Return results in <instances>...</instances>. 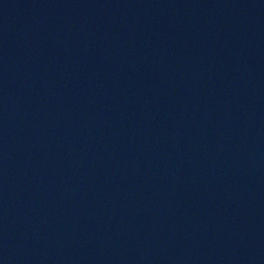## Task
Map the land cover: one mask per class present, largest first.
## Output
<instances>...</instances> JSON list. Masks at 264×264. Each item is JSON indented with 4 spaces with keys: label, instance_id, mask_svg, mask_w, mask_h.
Wrapping results in <instances>:
<instances>
[{
    "label": "water",
    "instance_id": "obj_1",
    "mask_svg": "<svg viewBox=\"0 0 264 264\" xmlns=\"http://www.w3.org/2000/svg\"><path fill=\"white\" fill-rule=\"evenodd\" d=\"M0 264H264V0H0Z\"/></svg>",
    "mask_w": 264,
    "mask_h": 264
}]
</instances>
